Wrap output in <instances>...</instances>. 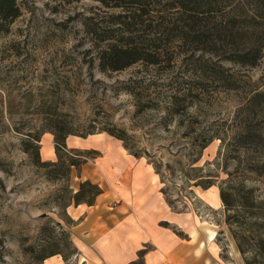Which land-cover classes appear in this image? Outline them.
I'll list each match as a JSON object with an SVG mask.
<instances>
[{"label": "rangeland", "instance_id": "374dc122", "mask_svg": "<svg viewBox=\"0 0 264 264\" xmlns=\"http://www.w3.org/2000/svg\"><path fill=\"white\" fill-rule=\"evenodd\" d=\"M223 1L222 24L201 20L194 32L203 41L217 25L236 19L239 37L231 55L247 54L264 29V0ZM16 2L20 16L0 34V264H44L41 259L56 252L75 264L71 218L77 220L87 207L76 209L72 198L85 180L109 189L100 172L106 159V170L130 172L135 164L153 173L156 167L158 193L164 186L178 209H169L159 226L185 240L204 234L215 264H244L222 224L216 186L206 194L192 188L199 198L191 200L183 192L184 176L210 173L220 183L232 175L264 197L262 180L246 176L264 162V49L254 67L226 61L230 48L211 39L206 45L215 43L218 52L192 50L193 36L179 39L188 29V14L177 13L166 0H142L145 12L135 13V7L126 11L95 0ZM108 43H131L161 56L156 64L141 61L102 73L98 55ZM49 115L77 134L94 133L69 136L74 147L66 142L68 158L78 161L85 156L81 152L90 153L86 164L69 170L36 166L31 144L23 151L30 136L39 135L41 162H56L44 121ZM109 127L126 133L127 146L101 131ZM45 146L52 148L51 158L42 152ZM135 152L142 158L130 155ZM196 167L203 171L193 174ZM134 264H142L141 257Z\"/></svg>", "mask_w": 264, "mask_h": 264}, {"label": "trees", "instance_id": "16d2710c", "mask_svg": "<svg viewBox=\"0 0 264 264\" xmlns=\"http://www.w3.org/2000/svg\"><path fill=\"white\" fill-rule=\"evenodd\" d=\"M66 3H73L81 0H62ZM100 2L105 7H114L128 11L130 7H135L133 13L136 11L145 12L144 4L142 0H95ZM168 6L171 9L177 10V13L188 14L189 23L186 26L185 31L182 32L181 41L185 42L187 38L193 36L192 50L203 51L209 53L218 52L217 45H206L208 39L218 42L221 47H228L229 56L226 61L233 63H239L243 66L254 67L263 56L264 49V29L256 34L258 40L255 46L247 54H233L231 52L235 49V43L238 42L239 31L235 26V20L228 25H217L215 27L212 37L206 35L203 41H200L201 35H196L194 30L200 27L201 20L212 19L213 21L219 20L225 16V7L220 6L226 1L223 0H166ZM20 16V9L16 0H0V34L7 33L10 25ZM263 18L262 16L260 17ZM254 16L250 17V20H255ZM245 19H242L245 22ZM230 21V20H229ZM219 24H222L219 23ZM126 32V31H125ZM201 42V43H199ZM198 43L200 45H198ZM158 50L151 53L144 47H136L131 43L119 45L118 43H108L103 47L98 55L99 69L102 73L108 71H121L131 65L138 62H146L149 64H156L160 57ZM178 97H174V101L177 102ZM48 126V132L53 136L54 149L56 155V162H41L39 157V135L30 136V141L24 143V152L28 153V143L34 148L36 166H66L68 170L71 167L78 168L87 163L89 158V152H81L85 156L81 160H73L68 158L67 154L72 151H68L66 147V140L69 136L86 137L92 135V131H88L86 134H77L72 127H68L67 123L61 119H53L51 115L47 116L44 120ZM102 132L107 133L113 138L123 142L126 145L127 135L123 131H119L114 127L109 129H101ZM207 144L201 146V150L205 149ZM134 158H142L137 153H130ZM199 158L193 162H198ZM148 164H152L151 162ZM240 164V161L237 165ZM246 171L249 175L255 176L262 180L264 187V162L255 163ZM155 175H159V171L153 166ZM203 171V168L196 167L191 170L193 174H199ZM161 176V175H160ZM213 175L207 176H184V189L185 193L190 196L191 200H198V197L193 192L192 188L201 187L202 190H208L216 186L219 193V199L223 209V222L226 227L238 253L240 254L244 264H264V197L257 194V189L246 185L244 179H238L232 175H228V179L221 181L220 183L215 180ZM160 183L165 185L162 176L160 177ZM163 196L166 198V204L172 211H178L174 203L167 197V192L164 186L160 189ZM103 193V190L98 184L92 183L90 180H85L79 184L78 191L73 195L74 206L79 205L93 206L98 196ZM71 224L74 222L71 220ZM217 224V223H216ZM219 224H217L218 226ZM1 243V241H0ZM76 250L74 248V255ZM73 255V256H74ZM60 256L65 262V257L59 253H51L48 256L43 257L41 260Z\"/></svg>", "mask_w": 264, "mask_h": 264}, {"label": "crops", "instance_id": "0c3cea01", "mask_svg": "<svg viewBox=\"0 0 264 264\" xmlns=\"http://www.w3.org/2000/svg\"><path fill=\"white\" fill-rule=\"evenodd\" d=\"M66 142L74 147L70 138ZM101 162L100 172L109 189L94 181L103 193L93 206L85 205L87 211L77 220L71 218L75 264H134L140 257L142 264H215L217 257L208 250L204 234L198 231L191 240H185L159 226L170 208L159 198L157 175L149 167L143 170L140 165L134 168V164L129 172L126 167L130 161L125 160V170H106L111 160ZM121 172L124 176L118 177ZM210 189L201 192L206 194ZM214 198L221 207L219 193ZM44 264H68V261L53 256Z\"/></svg>", "mask_w": 264, "mask_h": 264}, {"label": "bare ground", "instance_id": "6f19581e", "mask_svg": "<svg viewBox=\"0 0 264 264\" xmlns=\"http://www.w3.org/2000/svg\"><path fill=\"white\" fill-rule=\"evenodd\" d=\"M42 152L44 153V155H47L48 157H52L53 156V150L52 148H48L47 146H45L44 148H42ZM197 190V189H196ZM215 238V234L211 233L210 235V241H213Z\"/></svg>", "mask_w": 264, "mask_h": 264}]
</instances>
